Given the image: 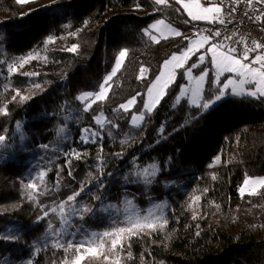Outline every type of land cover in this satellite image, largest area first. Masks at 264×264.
<instances>
[{
    "label": "trees",
    "instance_id": "1",
    "mask_svg": "<svg viewBox=\"0 0 264 264\" xmlns=\"http://www.w3.org/2000/svg\"><path fill=\"white\" fill-rule=\"evenodd\" d=\"M172 4L157 6L153 0H29L23 4L0 0V108L8 106V115H0V134L9 137L0 148V233L16 237L11 242L0 240V257L7 258L0 259V264H27L29 260L32 264H61L63 250L48 246L39 253L34 251L33 242L45 236L52 217L37 222L42 215L40 205L64 199L79 188L80 181L91 180L89 171L98 177V155L105 161V188L100 193L106 197L104 203H118L125 197L144 207L148 202L167 204V226L150 236L134 237L131 248L121 255V264H264V189L261 195L243 199L238 191L246 174L264 176V98L226 95L203 112L182 99L173 108L181 82L178 78L155 111L145 117L142 129L131 128L128 122L142 109L143 95L137 97L130 112L113 111L137 93H145L162 62L187 43L183 37L151 41L144 30L152 21L164 19L190 36L194 26H214L186 24V13L176 11L179 6L174 0ZM157 8L160 10L155 11ZM50 36L55 41L46 44ZM73 44L79 45L78 53L63 50ZM125 49L128 55L111 82L107 99L83 112L76 97L97 91L119 51ZM29 54L36 59L8 79L7 64ZM141 67L148 70L146 79H138ZM24 72L39 75L20 74ZM35 83L41 87H34ZM210 87L205 85V98L211 96ZM16 89L30 99L12 101ZM101 112L120 125L119 129L107 126L102 153L99 142L82 144L78 140L80 128L97 127L92 118ZM16 122H20L19 132ZM61 128L65 131L60 132ZM108 129L115 139L107 136ZM124 133L131 139L121 145ZM60 149L82 153L80 159L71 161L72 176ZM134 158H138L137 165L153 161L159 165L150 184L133 175ZM38 166L51 168L49 191L38 198L39 204L26 198L23 187ZM58 171L60 190L56 191ZM196 195L201 200L193 202ZM99 216L97 212L82 221L98 228ZM128 251L132 252L130 260ZM82 264L111 262L99 257L86 258Z\"/></svg>",
    "mask_w": 264,
    "mask_h": 264
},
{
    "label": "snow or ice",
    "instance_id": "2",
    "mask_svg": "<svg viewBox=\"0 0 264 264\" xmlns=\"http://www.w3.org/2000/svg\"><path fill=\"white\" fill-rule=\"evenodd\" d=\"M16 2L23 4L29 2V0H16ZM153 2L157 6H173L172 0H153ZM244 2L245 0H233V4L229 5L228 10H226L225 0H219V3H212V0H207V2L205 0H174V4L179 6L176 8V11L180 12L183 10L188 17L185 20L186 24L205 22L209 25H215L218 23L225 26V28L226 23H232V21L230 19L226 21L224 17L234 14L239 5ZM246 3L249 11L258 13L249 16V19L254 22L259 21L264 23V19H262L264 18V10L254 8V4L264 6V0H246ZM159 10L160 8L155 9V11ZM244 14L247 16L248 11H245ZM144 32L155 43L160 42L159 36L168 39V33H171L174 37H183V40L187 43L179 52L173 53L170 58L163 62L159 73L149 83L145 93H137L136 96L113 109L114 112L123 110L124 113H128L136 105L137 97L144 96L143 107L139 112L131 115L128 122L129 127L142 129L145 117L150 116L155 111L164 97L168 95V89L176 83L179 70H183V76L192 86L190 89L186 88L185 85L179 86L180 90L175 97L172 105L173 108L180 105L182 99H187L190 107H195L203 112L221 101L226 95L249 96L255 99L264 97V43L254 40L249 44L243 37L234 40V37L237 35L236 32H233L232 35H223L222 37L220 29L196 28L195 26L191 29L192 35L190 36L167 24L164 19H157ZM153 32L159 33V36L153 34ZM72 35H76V33ZM54 41L55 38L50 36L45 43ZM236 45H242V50L238 49ZM63 50L76 54L78 53L79 45L73 44L71 47ZM127 55V49L119 51L110 73L105 75L97 91L84 92L76 97L83 106V112H89L94 104L107 99V94L112 87L111 82L120 71ZM194 56L196 57L195 60L192 59ZM33 59H36V56L29 54L26 57L18 58L12 63L7 64L8 79L11 78L13 73H17L19 69H23L25 64ZM189 61H192V63L189 64ZM205 64L210 67H204L198 75L193 74L194 69H199L201 65ZM147 71L146 68L141 67L138 79H146L145 73ZM210 71L212 73L211 78L209 77ZM20 74L29 77L39 75V73L35 72ZM226 74L230 75L226 76ZM222 77H224L223 81ZM206 84L211 85L208 89L211 92V96L208 98L204 96ZM33 86L36 88L41 87L39 83H35ZM17 97H19V102L30 99L29 96L21 95L18 89L15 90L12 101H16ZM0 115H8L7 105L0 108ZM92 119L97 127L86 126L80 128L78 140L82 144H98L99 142L98 146L102 153L103 133L107 126L110 125L111 129H119L120 125L111 119H107L103 112L97 116H93ZM20 127V122H16L18 132L20 131ZM111 129H108L106 134L108 137L115 139ZM64 131V128L60 129V132ZM4 132L7 133V129H4ZM163 133L164 126L161 125L159 135L162 136ZM130 139L131 137L127 133H124L119 142L123 145L128 143ZM8 140L9 137L6 134H0V148L5 147ZM39 147L47 150L49 145H40ZM59 151L66 157V165L69 168L68 175L72 176L71 161L72 159H80L82 153L76 149H60ZM115 155L122 156L123 154L116 153ZM136 159L138 158L133 159V175L145 184H150L159 171V165L154 161L142 166L137 165ZM216 160H219V157ZM104 164L103 156L98 155L96 168V171L99 173L98 177L93 176V173L89 171L87 177L91 178V180L80 181L79 188L73 190L64 199L55 200L51 205H40L42 215L37 217V222L45 220L50 215L54 216L55 220H48L45 236L40 241L33 242L36 253H39L42 247L50 246L56 250H63L65 253L61 264H82L86 258L99 257H103L105 262H111V264H121V255L124 254L125 248H131L130 242L134 237L150 236L152 233L162 231L167 226L168 219L164 215V210L167 208L166 203L154 204L142 214L132 200L125 198L124 211L126 216L122 221L117 222L113 220L114 226L102 232H88L84 230L82 238L77 239V234L81 233L82 229H84L83 225H76L74 223L77 218L84 220L86 216H95L97 212H106L116 207L112 204H105L104 200L106 197H102L100 194L105 188L103 178ZM211 166L209 165V167ZM50 171L51 168L38 166L36 171L31 172L27 181L23 182L25 195L29 201L39 204L38 198L48 193L47 177ZM108 175L111 176L112 173H108ZM212 178L215 179V176ZM92 181H95V183ZM262 189H264V177H249L247 174L242 184L238 187L242 199L245 195L249 197L261 195ZM55 190H60L59 171L57 172ZM204 192L206 193L207 189ZM84 197H88L89 199L85 201ZM192 200L193 202L200 201L201 196L196 195L192 197ZM92 201H99L100 203L99 205H94ZM191 207L192 204H189V208ZM196 218L197 214L194 213L193 219ZM73 228L75 230L70 232L69 229ZM69 236L71 239H65V237ZM15 239V236L0 233V240L11 242ZM126 258L132 259L131 251L126 253ZM0 259L6 260L7 258L0 257ZM141 259L143 260V257ZM27 264H32V261L29 260Z\"/></svg>",
    "mask_w": 264,
    "mask_h": 264
},
{
    "label": "rangeland",
    "instance_id": "3",
    "mask_svg": "<svg viewBox=\"0 0 264 264\" xmlns=\"http://www.w3.org/2000/svg\"><path fill=\"white\" fill-rule=\"evenodd\" d=\"M205 2H207V0H205ZM158 19H161V18H158ZM156 20H154V21H152L151 22V24L152 23H154ZM166 22V21H165ZM167 23V22H166ZM150 24V25H151ZM167 24H169V23H167ZM149 25V26H150ZM171 25V24H170ZM149 26H148V28H149ZM172 27H174L175 29H177V30H179L177 27H175V26H173V25H171ZM153 34H155V35H157V36H159V33H157V32H153ZM168 35V37L169 36H171V33H168L167 34ZM148 36V35H147ZM149 37V36H148ZM150 39V38H149ZM160 39H164L162 36H159V40ZM151 40V39H150ZM152 41V40H151ZM172 55V54H171ZM170 55V56H171ZM170 56H168L166 59H168V58H170ZM195 57V56H194ZM194 57L192 58L193 60H195L194 59ZM165 59V60H166ZM164 60V61H165ZM163 61V62H164ZM163 62H162V64H163ZM192 63V61H189V64H191ZM161 64V65H162ZM204 67H210L209 65H207V64H205V65H201V67L197 70V69H194L193 70V74L194 75H198L199 73H200V71L204 68ZM160 68H161V66H160ZM160 68H159V71H160ZM159 71H158V73H159ZM157 73V74H158ZM211 76H212V73H211V71H210V73H209V77L211 78ZM155 78V77H154ZM154 78H153V80H154ZM178 78H180V80H181V82H180V85H185V87L186 88H191V84H189V82H188V80L183 76V70H179L178 71V75H177V79ZM223 79H224V77H222V81H223ZM152 80V81H153ZM179 90L180 89H178V93H179ZM145 92H146V90H145ZM178 93H177V95H178ZM236 97H241V96H236ZM248 97V96H247ZM187 100V99H186ZM143 102H144V99H143ZM256 177H264V176H256ZM240 194V193H239ZM127 199H129V200H132L131 198H127ZM124 201H125V197H123L118 203H115V202H106L105 204H112V205H115L116 207L114 208V209H110L109 211H106V212H98L99 213V217L97 218V221H96V225H97V227L98 228H100V229H98V228H96V227H93V224L92 225H89V226H87L85 223H83V221L82 220H79L78 218L74 221V223L76 224V225H83L84 226V229H82V231H81V233H78L77 234V239H80V238H82V233H83V231L84 230H87L88 232H92V231H95V232H102V231H104L105 229H108V228H110V227H113L114 225H113V220H115V221H117V222H119V221H122L124 218H125V216H126V213H125V211H124V209H125V203H124ZM133 201V203H134V205L136 206V208L142 213V214H144L145 212H146V210L147 209H149V208H151L154 204H157V203H160V202H155V203H152V202H148L147 204H146V206L144 207V206H142L141 204H139L138 203V201H136L135 199H133L132 200ZM50 220H55V217L54 216H52L51 218H50ZM58 223V222H57ZM75 229L73 228V229H69V231L71 232V231H74ZM65 238H67V237H65ZM68 239H71V237L69 236L68 237ZM20 264H26V262L25 261H23V262H21Z\"/></svg>",
    "mask_w": 264,
    "mask_h": 264
},
{
    "label": "built area",
    "instance_id": "4",
    "mask_svg": "<svg viewBox=\"0 0 264 264\" xmlns=\"http://www.w3.org/2000/svg\"><path fill=\"white\" fill-rule=\"evenodd\" d=\"M212 3H219V0H212ZM233 4V0H225V8L228 10V6ZM254 8H261L264 10V6L255 5ZM248 11V15L246 16L244 13ZM254 11H249L247 8L246 0L244 3H241L237 8V11L232 14L231 16H225V20H231L232 23H226V28L223 25L215 24L214 26L202 27L197 26L196 28H213V29H220L223 35H232L233 32H236L237 35L234 37V40H238L241 37L245 38L249 44L252 41H259L264 43V23L259 21L254 22L253 20L249 19V16L255 15ZM264 19V18H262ZM192 35V32H191ZM221 37V38H222ZM231 43V42H228ZM238 49L242 50V45H236Z\"/></svg>",
    "mask_w": 264,
    "mask_h": 264
},
{
    "label": "crops",
    "instance_id": "5",
    "mask_svg": "<svg viewBox=\"0 0 264 264\" xmlns=\"http://www.w3.org/2000/svg\"><path fill=\"white\" fill-rule=\"evenodd\" d=\"M169 37H174V36L171 35V36H169ZM227 75H230V74H226V76H227ZM248 97H249V96H248ZM262 98H264V97H262Z\"/></svg>",
    "mask_w": 264,
    "mask_h": 264
}]
</instances>
